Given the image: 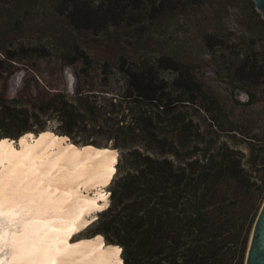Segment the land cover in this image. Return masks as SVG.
<instances>
[{
    "label": "trees",
    "instance_id": "1",
    "mask_svg": "<svg viewBox=\"0 0 264 264\" xmlns=\"http://www.w3.org/2000/svg\"><path fill=\"white\" fill-rule=\"evenodd\" d=\"M242 1L261 16L254 0ZM201 3L205 0H0L3 21L63 26L76 35L69 45L74 54H59L57 60L78 66L72 93L50 89L40 104L0 102V138L52 129L80 145L119 150L110 203L91 223L90 235L101 233L107 243L119 244L124 264H245L264 202V139L248 138L232 126L234 110L221 101L211 104L196 72L171 55L175 46L147 54L159 39L155 21ZM229 5L212 0L203 19L215 20L214 12H228ZM82 32L132 48L96 71V59L77 41ZM205 33L204 45L212 50L230 39L213 29ZM257 58V53L239 58L242 82L262 83L264 60ZM17 59L14 54L0 59V80L5 61ZM113 66L114 85L97 88L98 79L111 85ZM246 91L248 102L259 103L257 92ZM218 107L230 109L227 123L214 116ZM240 137L248 152L237 147Z\"/></svg>",
    "mask_w": 264,
    "mask_h": 264
},
{
    "label": "rangeland",
    "instance_id": "2",
    "mask_svg": "<svg viewBox=\"0 0 264 264\" xmlns=\"http://www.w3.org/2000/svg\"><path fill=\"white\" fill-rule=\"evenodd\" d=\"M226 1L231 4L229 11L214 12L215 20L203 19L204 10L210 8L212 2V0H205L203 4L189 5L181 13H174L155 21L152 29L159 39L147 54H159L164 48L175 46L176 54L171 55L187 63L196 72L210 92L211 104L215 107L216 104H213L215 101L229 104L231 111L235 112L232 126L245 131L248 138L263 140L264 78L261 84L242 82L236 68L239 58L244 53L251 55L257 53L259 58L257 60H264V25L261 21L264 16L262 13L260 17L255 15L249 5L242 0ZM196 13L200 18H194ZM243 15H245L244 18ZM2 18L3 13L0 12V59H4L8 54H14L18 59L17 61L6 60L4 63L5 75L0 80V102L10 100L15 104H40L49 95L50 89L74 92L75 71L78 66L58 62L57 56L74 54L69 45L76 42L71 41L76 35L71 37L63 26L17 25L3 21ZM209 29L228 35L231 40H225L221 48L212 50L204 45L205 32ZM248 31L253 34L246 33ZM78 36L77 41L96 59V71L99 70L97 68H102L105 61L115 62L117 56L127 54L125 51L132 48L129 47L127 50L118 48L105 35L82 32ZM239 36L241 38H238ZM110 70L115 72L111 85L105 82V84L99 83L103 81L98 79L94 80V82L98 81L97 88H110L114 85L118 76L117 67H110ZM247 89L255 94L257 92L259 103L248 102ZM214 110H216L214 116L227 123L230 116L227 111L230 109L220 111L218 107ZM50 122L52 125H57L55 120ZM244 139L241 137L238 139L237 147L248 152L246 144L242 141ZM106 189L110 191V184ZM99 213L98 211L95 214L96 219ZM91 226L73 236L72 239L90 235Z\"/></svg>",
    "mask_w": 264,
    "mask_h": 264
},
{
    "label": "bare ground",
    "instance_id": "3",
    "mask_svg": "<svg viewBox=\"0 0 264 264\" xmlns=\"http://www.w3.org/2000/svg\"><path fill=\"white\" fill-rule=\"evenodd\" d=\"M117 161L52 129L0 138V264H124L101 233L72 239L109 205Z\"/></svg>",
    "mask_w": 264,
    "mask_h": 264
},
{
    "label": "water",
    "instance_id": "4",
    "mask_svg": "<svg viewBox=\"0 0 264 264\" xmlns=\"http://www.w3.org/2000/svg\"><path fill=\"white\" fill-rule=\"evenodd\" d=\"M254 1L257 9L264 16V0ZM245 264H264V202L253 227Z\"/></svg>",
    "mask_w": 264,
    "mask_h": 264
}]
</instances>
